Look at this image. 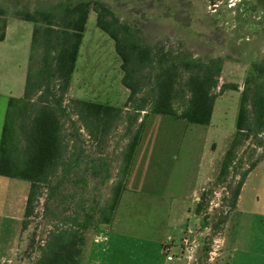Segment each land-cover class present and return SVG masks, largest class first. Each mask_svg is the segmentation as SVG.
Returning a JSON list of instances; mask_svg holds the SVG:
<instances>
[{
  "label": "trees",
  "instance_id": "trees-1",
  "mask_svg": "<svg viewBox=\"0 0 264 264\" xmlns=\"http://www.w3.org/2000/svg\"><path fill=\"white\" fill-rule=\"evenodd\" d=\"M91 11L96 14V26L114 41L120 58L121 82L129 93L122 107L72 98V110L92 140L100 142L116 127L124 108L133 110L126 120L128 127L137 122L142 111L144 114L122 151L121 166L105 204L85 208L77 203L72 205L70 214L64 209L63 215L56 217L47 205L48 198L61 183H53V179L68 177L84 158L92 175L103 180L111 175L103 158L70 151L62 133L63 97L71 83ZM10 13L32 22L34 28L24 95L10 96L6 105L0 136V176L29 183L24 229L26 218L45 193L42 216L50 222L51 229L37 248L33 264H79L84 232L112 220L145 118L161 115L208 125L217 95L238 87L226 83L216 91L223 57H194L165 50L160 45L145 44L139 36L140 29L121 23L102 0H61L49 8L14 7ZM7 18L6 9L0 7V41L5 38ZM177 102H182L179 109ZM260 135H264V59L252 62L246 70L234 135L224 153L218 180L225 182L238 148ZM258 160L240 173L231 195L232 208L236 206L247 174ZM81 180L86 183L85 179ZM204 194L205 191L201 193L202 198ZM201 208L202 200L196 205V211L199 213Z\"/></svg>",
  "mask_w": 264,
  "mask_h": 264
},
{
  "label": "rangeland",
  "instance_id": "rangeland-1",
  "mask_svg": "<svg viewBox=\"0 0 264 264\" xmlns=\"http://www.w3.org/2000/svg\"><path fill=\"white\" fill-rule=\"evenodd\" d=\"M58 1L61 0H0V7L5 8L8 16H11L10 11L14 7L49 8ZM102 1L114 11L121 23L139 28V36L145 44L160 45L165 50L184 52L194 57H226L246 70L252 62L264 59V7L260 0ZM81 45L80 62L78 61L72 75V84L70 83L71 86L63 97L62 133L70 151L81 152L92 158H103L104 163L109 165L111 175L105 180L101 176L92 175L84 158L79 165L73 167L68 177L53 179V183L58 181L61 183L48 198L47 205L51 215L56 217H61L64 209L66 214H70L72 205L77 203H82L85 208L89 206L98 208L105 204L121 166L122 151L144 114L142 111L137 122L128 127L126 120L133 110L124 108L122 118L110 134L101 142L92 140L72 110L71 99L107 102L122 107L129 91L121 82L120 58L115 51L114 41L96 26L94 11L90 12L86 36ZM236 95H238L236 91H232L221 100H217L213 117L208 125L194 124L201 130L200 141L214 150L216 162L220 154L226 151L234 135L240 102L239 97L235 98ZM181 104L182 102H177L178 109ZM156 117L165 120L155 125V133L158 136L147 138L148 145L150 143L152 148H161L160 150L167 149L163 159H168L170 162V152L176 155L179 150L185 148L180 135L186 131L185 126L188 122L175 120L170 116L156 115ZM152 121L145 125L151 127ZM194 131L196 129H193ZM263 151L264 135L258 136L257 139H248L238 148L225 182L216 177L212 184L205 187L203 198L200 195L202 208L199 213L195 207L199 218L190 223L189 229L193 232L186 233L181 248L182 251L193 249L194 254L199 250L198 264H218L221 261L219 252L225 250L229 231L239 226V218L247 219L248 228L264 230V218L261 224L254 214L255 207L260 208L264 214ZM140 159H143V156ZM254 160L260 163L249 177L245 190L246 198L241 204L243 209L237 212L236 207L232 208L230 205L232 191L240 173ZM165 164L164 162L157 165L159 184L167 174ZM140 170L138 167L133 172V183L142 187ZM99 173L102 175V169ZM0 178L16 181L18 184H28L23 179L1 176ZM81 179H85L86 183ZM255 187L260 198L258 203L252 201L253 195L256 194ZM44 202L45 193L38 198L34 212L26 218L27 227L23 240L25 244L30 243L33 250L42 244L51 229L50 222L42 216ZM104 226V224L97 225V227ZM173 235L178 244L184 234L175 231Z\"/></svg>",
  "mask_w": 264,
  "mask_h": 264
},
{
  "label": "crops",
  "instance_id": "crops-1",
  "mask_svg": "<svg viewBox=\"0 0 264 264\" xmlns=\"http://www.w3.org/2000/svg\"><path fill=\"white\" fill-rule=\"evenodd\" d=\"M260 1L264 7V0ZM33 28L30 21L13 16L7 18L5 38L0 41V136L8 98L24 95ZM86 32L87 26L83 39ZM81 47L75 68L80 62ZM223 60L217 90L226 83H234L238 88L225 89L217 95L211 117L217 100L232 91L238 94L236 99L240 98L243 87L246 68L238 67L229 58L223 57ZM72 81L73 78L71 84ZM151 120L153 125L146 126ZM163 120L156 115L145 118L112 220L104 227L84 232L79 264H198L199 250L196 254L193 249L182 251V241L186 233L193 232L189 226L199 218L195 207L200 201V193L215 181L225 152L216 162L214 150L200 141L201 130L188 123L186 131L180 135L184 150H179L181 153L176 155L170 152V162L163 159L167 149L152 148L147 141V138L158 136L155 125ZM193 129L196 131L193 132ZM142 156L143 159H140ZM164 162L167 174L159 184L158 166ZM259 163L244 180L235 206L237 212L243 209L241 204L246 198L249 177ZM138 167L141 169L143 188L133 183V172ZM28 191L29 183L18 184L0 178V264H33L38 255V250H33L30 243L25 244L23 240L26 229L22 225ZM254 191L256 194L252 201L258 203L260 198L256 187ZM255 209L257 220L263 224L262 210ZM239 220V226L229 231V240L225 250L219 252L222 259L218 264H264V230L248 228L245 217ZM175 231L184 234L178 244L173 235ZM168 253L174 254L173 259H167Z\"/></svg>",
  "mask_w": 264,
  "mask_h": 264
},
{
  "label": "built area",
  "instance_id": "built-area-1",
  "mask_svg": "<svg viewBox=\"0 0 264 264\" xmlns=\"http://www.w3.org/2000/svg\"><path fill=\"white\" fill-rule=\"evenodd\" d=\"M166 257H167V259H173V255L170 254V253H168V254L166 255Z\"/></svg>",
  "mask_w": 264,
  "mask_h": 264
}]
</instances>
